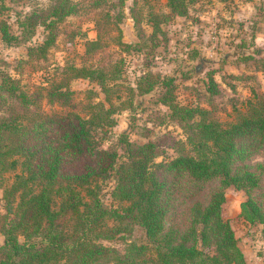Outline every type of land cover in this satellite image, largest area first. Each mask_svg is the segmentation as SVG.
<instances>
[{"label":"trees","instance_id":"16d2710c","mask_svg":"<svg viewBox=\"0 0 264 264\" xmlns=\"http://www.w3.org/2000/svg\"><path fill=\"white\" fill-rule=\"evenodd\" d=\"M196 1L167 0V5L172 14L183 15ZM77 4L55 0L48 9L33 13L29 25L33 30L43 25L47 34L41 44L30 48V55L36 50L46 55L57 24L77 13ZM0 31L7 44L19 42L4 20ZM119 43L129 47L122 40ZM100 45L98 34L86 42L85 53L91 57ZM257 61L264 72V58ZM61 73L60 80L31 94L11 76L0 84V92L8 95L4 105L12 101L3 110L6 114L0 115V188L5 208L0 211L4 236L0 264H246L235 231L222 215V204L228 186L243 189L247 199L241 215L262 224L264 232V160L253 161L264 151L260 82L252 88L245 109L235 108V117L226 122L207 109L177 103L173 87L166 86L160 101L170 108L186 139L174 140L177 154L158 161L163 150L157 141L136 143L123 133L122 157L117 149L100 146L98 130L107 133L116 124L114 108L105 103L113 90L105 84L111 79L107 70L71 64ZM79 77L97 80L106 101L76 102L69 86ZM158 82H162L159 76L145 74L138 90L148 92ZM211 82L214 88L215 81ZM42 97L66 110L44 113ZM79 105L88 116L77 110ZM18 167L20 171L8 182L5 173ZM111 179L117 207L102 199L103 186ZM134 224L144 228L148 243L129 242L120 249L103 242L131 233Z\"/></svg>","mask_w":264,"mask_h":264},{"label":"rangeland","instance_id":"374dc122","mask_svg":"<svg viewBox=\"0 0 264 264\" xmlns=\"http://www.w3.org/2000/svg\"><path fill=\"white\" fill-rule=\"evenodd\" d=\"M54 1L0 0V20L6 21L10 32L19 38V42L7 44L0 31V84L11 76L17 86L31 94L60 80L62 69L71 64L104 68L111 76L105 84L113 87L110 101L105 103L114 108L116 124L107 133L99 129L96 136L102 148L117 149L120 157L125 154L119 139L123 133L136 143L157 141L163 150L158 161L177 154L172 144L176 139L185 140L186 134L171 118L170 108L160 101L166 86L173 87L177 103L207 109L222 122L235 117V108L245 109L258 82L264 91V72L256 64L257 59L264 58V0H198L183 15L172 14L167 0H72L79 10L57 24L54 43L46 55L41 56L37 50L30 55V48L41 44L47 34L43 25L32 29V15L39 8L48 9ZM98 34L101 45L88 57L86 42L97 39ZM120 40L129 47L121 45ZM149 73L162 82L148 92H140L138 83ZM69 88L75 91L76 102L106 101L97 80L74 78ZM7 96L0 92V115L6 114L3 110L12 104L8 99L4 105ZM40 104L44 113L66 110L46 97L40 98ZM77 110L89 115L80 105ZM261 160L264 151L253 156V161ZM19 171L18 167L4 176L10 182ZM113 186V179L104 184L102 199L108 206L117 207L119 203L111 195ZM246 199L243 189L228 186L222 215L235 231L246 264H264L262 224L241 215ZM0 211L5 212L2 188ZM148 241L144 228L134 224L131 233L103 242L123 249L129 242ZM3 242L0 233V245Z\"/></svg>","mask_w":264,"mask_h":264}]
</instances>
